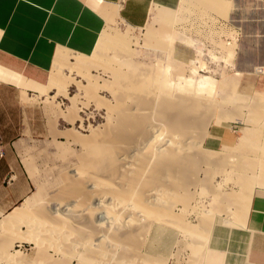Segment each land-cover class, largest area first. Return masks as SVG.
Instances as JSON below:
<instances>
[{
	"label": "bare ground",
	"instance_id": "1",
	"mask_svg": "<svg viewBox=\"0 0 264 264\" xmlns=\"http://www.w3.org/2000/svg\"><path fill=\"white\" fill-rule=\"evenodd\" d=\"M190 1L194 2L193 0H184L187 3ZM197 1L195 2L198 3ZM217 1L219 2L220 0ZM92 3L98 7L106 6V3L102 0H94ZM226 5H229V1ZM114 8L116 12L118 5H114ZM220 8L219 11L222 10L221 12H223L224 9ZM228 8H230V5ZM226 10H224V15L227 12ZM219 11L216 12L218 13ZM209 19L207 18V20ZM175 20L178 19L172 11L164 7L152 6L147 22L142 26L144 43L161 49L163 39L161 40L160 36L162 37L166 32L169 33V36H172L174 30H170L168 26L172 22L174 25ZM179 20L181 21V19ZM113 21L114 19L108 20L92 54L83 55L66 50L58 51L54 58L49 79L45 84L25 80L21 75L0 65V80L11 81L18 85L32 88V91L38 92L39 95L43 94V92L44 94L47 93V100L49 99L48 101L51 102L56 100L58 95L68 96L70 105L57 113H61L70 123L82 119L80 114H78L79 111H82L81 108L91 106L104 119L100 127H89L88 135H84L81 132L80 134L71 128H68L71 129L70 131L65 130L63 134L67 137L66 139L70 138L80 141L83 145V152L79 159L77 158L79 163L69 166L68 170L63 174L59 191L48 195L47 198L41 201L40 205H45L44 209L41 208L37 212H32L16 206L6 213L0 211V259L4 261L3 264H21V259H24H20L19 255H17L19 251L15 249L16 244L14 245V242L17 241L14 238H18V241L30 239L37 247L36 251L39 254L37 256L40 257L38 262L42 261V259H47L51 264H144V259H148L147 252L142 248V244L145 243L144 238H146L144 235L148 234L145 231H148V228L150 230V226L152 227L154 223L159 222L180 228L184 234H190L191 232L195 236L198 233L196 236L200 235V238L194 239H201L202 242H195L193 245L196 243L201 245L198 246L199 252L202 253L203 251L201 250L203 248L202 244L207 246V238L209 237L208 226L206 227V225L202 224L198 228L199 217L196 224L199 230L196 231L191 222L189 223L187 220L188 218L185 217L188 210L194 206L202 205L201 208L203 207L204 209L207 205L203 201H199L198 194L197 198L199 200L195 199L196 192L193 195V192L191 194V191L189 192V190H185L182 187L183 184H185L183 186H186L188 183H185L188 170L182 169V166L188 156L192 158L190 154L187 155V144L190 141L189 139H192L191 136L199 138L201 133L205 136L202 131L206 129L207 116H204L206 113L203 112V114L201 111L210 109L212 106L208 105L209 101L211 100V103L216 99L208 93L209 96L207 94L208 91H205L208 88L207 86L211 85L213 79L211 76L199 74V83L196 87L202 86L206 96L202 92L201 87L198 89L193 86L190 77L185 78L179 75L180 71L178 69L179 74L178 72L176 74L173 69L168 71L167 65L153 69V66L152 68L143 67V65L141 66V64L131 61L129 59L130 43L135 41L131 31L133 26L128 25L123 32L112 31L110 26ZM155 22H160L162 28L155 30L153 27ZM227 43L230 44L229 42ZM230 45L228 48L231 47L233 49L230 48L231 50H228L227 48L228 52L234 51L235 48V44ZM164 54H162L163 57ZM230 54L231 52L227 53V55ZM199 66L188 67L192 68L191 72H195ZM93 68L99 69L102 75L91 73ZM78 76L82 80L84 79L85 82L83 83L81 79H78ZM239 76L241 77V75ZM244 76L245 79L243 80L245 82L248 81V75ZM176 78L183 79L186 82L185 87L184 83H175ZM233 79L230 78L231 81ZM244 81L242 82L245 83ZM72 83L78 86L79 91L69 96L68 87ZM205 85H207L206 88ZM231 85L233 86V84ZM211 86L210 89L212 88ZM52 91L53 93L49 94ZM104 92L105 94H101ZM107 94L108 96H106ZM209 97H212V99ZM215 101L218 102L217 99ZM213 103L211 104L215 105V102ZM256 108L258 107L256 106ZM256 108L253 110L256 112L255 115L257 117L259 111ZM208 110L206 111L208 112ZM191 112H200L201 115L199 117L196 116V119H194L192 118L193 116H190ZM57 113L53 112V114ZM234 113L226 115L228 120L242 119V117L236 115L237 113ZM255 115L253 116L255 117ZM226 117L224 120L227 119ZM83 120L80 121L81 124H83ZM192 124L193 127H197V129L195 127L197 131L194 130L198 137L195 135L194 130L195 134L190 136L192 129H189ZM254 132L244 128L236 140V146L243 149L246 147L244 143L248 144V142H251L253 144H248V148L254 145L252 147L253 152H258L264 159V129L262 132H260V129L257 131L258 134L256 133V135L258 136ZM254 136L255 138L253 139ZM200 154H198L200 157L197 155L199 157H197V160L199 161L201 157V161L204 162L213 159L211 154ZM223 157L221 156L222 160L224 159ZM242 158L247 159L246 157ZM243 159L242 164L245 161ZM247 160L243 166L251 167L252 163ZM191 161H188L190 162L188 163L186 160L189 166L192 163ZM178 171L179 173L182 172L181 175L185 178L182 176V180H180L181 175L178 176ZM184 172L186 175H184ZM241 175L238 177L240 189L237 191L238 194L234 193L235 196L231 201H227L230 200L231 196L226 197V200H224L225 197L221 198V195H219L224 202L226 201L225 203L228 204V207L223 204V201L216 194L219 200L216 197L210 199L213 201L217 200L216 203L218 202V204L213 203V201L210 202H212V205L218 206L221 201V208L220 206L218 208L214 206L216 210L213 206L209 208L210 211L212 208L215 213L219 214L223 212V209L227 208L224 213L226 214L225 216H229V219L223 220L229 225L236 224L244 227L246 224H244V214L246 208H248L254 182L252 177ZM210 177L209 179L212 178ZM219 183L217 180L215 185L221 187ZM179 186L182 187V192H178ZM191 199L194 202L193 205H191ZM177 203H179L180 207L173 211V207ZM200 206H197V208ZM223 206L226 207L224 208ZM194 208L195 211L198 210L196 207ZM219 208L222 211L221 213L218 211L220 210ZM198 211L201 212L202 210ZM213 211L208 212L207 216L213 214ZM191 212L193 211L188 213L190 214ZM203 213L205 212L200 214ZM200 214L197 215V219L198 216H201ZM54 216H58L55 223L49 220V218ZM201 218H205V216ZM23 225L26 226V232L20 229V226ZM40 225L43 228L42 234L44 236L39 238L37 234ZM53 231H55V237L51 236ZM74 231H78V238L67 242V236ZM53 238L56 239V242H53ZM191 242L193 243V240ZM49 247H52V250L59 251L61 257L53 258L52 254L47 252ZM213 250L202 254L204 260L208 264H222L223 253L216 251L217 249ZM245 260L248 261L247 253L245 254ZM164 261L166 260L164 259Z\"/></svg>",
	"mask_w": 264,
	"mask_h": 264
},
{
	"label": "rangeland",
	"instance_id": "2",
	"mask_svg": "<svg viewBox=\"0 0 264 264\" xmlns=\"http://www.w3.org/2000/svg\"><path fill=\"white\" fill-rule=\"evenodd\" d=\"M170 11L175 13V15L177 16V19L178 20L181 19L183 23L180 20L179 22L178 20H175V23H174L175 26L173 25V22L168 26L169 29L172 31L174 30V32L172 33V36H169L168 32L164 33L165 35L163 34L162 37L160 36L161 40L163 39L162 41L163 43L161 42L162 43L161 49L154 48L152 45L144 43V39H143L144 30L142 26L131 28L132 35L135 37V41L130 43L131 50L129 54V59L133 62L139 63V65L141 64V66L143 65V67L148 66L152 68L153 66V69H156V68L158 69L161 66L167 65L168 71L170 70L172 71L173 69L174 73L176 74L177 72L179 74V71H180L179 75L185 78L190 77L192 80L191 83L193 84L194 87H196L199 83L198 82L199 74L211 76V78L213 79L212 80L213 82H211V85L216 86V87H213L211 85L209 86L205 85V88L206 86L208 87L205 89V91L206 92L208 91L207 94L209 93L211 96L215 97L218 102H216L215 101L216 99H215L213 100V102H215V105H213L214 104L213 102H211L213 103L211 104L210 99H212V97H209L210 99L209 98L208 99L210 101L208 105L212 107L209 106L210 109L209 108H208L209 110L206 109L208 110V112L206 110L201 111V113L203 112L206 113V114L203 113L204 116H207V118L205 117L207 120L206 129L204 128L205 130L202 131L203 133H205V135H207V129L210 126L215 125V124H221V125L232 127V130L234 131L235 136H237V138L244 128H248L253 132L255 131L254 132L255 135L256 133L258 134L257 131H259V129H260V132H262L264 129L263 127L264 126V96L253 95L248 86V81L245 82L242 76L240 77L238 75L239 76L238 77L235 73H233L234 66L232 65V63H233V59L236 54L235 53L236 49L234 48V51L233 50L230 51L231 54L227 55V53L228 54L230 53L228 52V50L231 48V47L228 48V46H231L230 44H236L234 41V36H235L234 32L225 31L226 28H224L223 23L220 22V20L216 18V16L214 15L211 16V14L206 9L202 8L201 6L195 7L192 4V2L187 3V2H184V0H182V3L180 4V6H178L175 9H170ZM207 18L209 20H207ZM127 27H128L127 22L124 21L122 18L115 19L111 23V26H110L112 31H117V32H123L125 31ZM153 27L155 30L157 29L159 30L162 28V24L160 22H155ZM227 42H229L230 44H228ZM156 47H159V46H156ZM66 51H71V50L66 49ZM72 52L75 53L74 51ZM108 54L110 53L108 52ZM162 54H164V57L162 56ZM198 65L200 66L196 68V71L191 72L192 68L190 67L198 66ZM49 73L50 71L47 73V76L49 75ZM91 73H94V74L99 73L98 75H102L100 74V70L97 68L91 69ZM225 78H227L228 80ZM230 78L232 79L235 78V79L231 81ZM78 79H81V77L78 76ZM238 79L239 81H237ZM181 80L183 79L176 78L175 83L176 82L181 83V84L184 83L183 85L185 87L186 82L184 80H183L184 82ZM81 81H83V83L85 82L84 79L83 80L81 79ZM242 81H244L245 83H243ZM45 82H46V79L43 81V84H45ZM231 84H233L235 88ZM175 85H179V84H175ZM76 86L77 85L75 83L70 84V86L68 87L69 96H72L79 91L78 86L77 87ZM210 86L212 87L211 89H210ZM199 87L202 88V86H198L196 88L200 89ZM53 91L49 92V94L53 93ZM202 92H204V88H202ZM34 93H35L34 95L35 105H41L44 111L43 123H36V131L39 132L40 134L35 137L34 148L32 151L31 150L29 151L28 160L26 161L28 175L33 181L34 187L28 193V195L23 200L18 202L14 207L19 206L21 208H25L27 211L29 210L32 212H37L38 209L45 208V205H40L42 200L47 198L48 195H51L59 191L61 187L63 174H65L69 166H72V165L74 166L75 163L76 165L79 163L78 162L79 156L83 152V145L81 144L80 141H77V139L76 140L70 139V138L66 139L67 137H65V135L63 134L65 133V130L67 129L70 131L71 129L72 130L74 129L79 133L81 132L84 135H88L89 134L88 129L95 128L97 126L100 127L103 124L104 119L102 118L100 113H97V110H94V107L91 106L87 108L85 107L81 108L82 111L78 112V114H80V116L82 117L81 120L85 119L82 121L83 124H81L80 122L81 120L79 121L75 120L74 122L70 123L69 120L66 119V117L62 116L61 113L60 114L57 113L58 111L61 112L63 109H66V107L70 105V99L68 98V96L58 95L56 97V100L51 102V101H48L49 99L47 100V93L44 94L43 92V94L41 95H39L38 92L37 93L34 92ZM101 94H105V92ZM228 95L229 97H227ZM106 96H108V94ZM256 106L258 108H256ZM254 108H256L259 111L257 117L255 115L256 112L253 110ZM52 111L57 114H53ZM194 113L193 112L190 113V116L191 117L193 116L192 118L194 119H196V116L199 117L201 115L200 112L195 113V114ZM232 113L234 114L237 113L236 115L238 117H242V119L228 120L226 115L227 114L229 115ZM223 114H225L224 116L227 118L226 120H224L225 117L223 116ZM36 115H38V113H36ZM55 115L56 116L58 115V116L53 117ZM253 115H255V117ZM261 126H262V131H261ZM195 127H193V124L190 127L189 130L192 129L191 132L193 133V134L191 133L190 136L196 133L197 127L196 129ZM68 128H71V129H68ZM60 130L62 131V133ZM193 130L195 131V133ZM195 135H197V133ZM191 137L192 139L190 138L189 139L190 141L187 144L188 145L187 155L190 154L192 158L188 156L186 160L187 162L192 160L191 161L192 163L189 166L188 163L190 162L187 163L186 160H184L185 164L186 163L187 164L186 165L183 164L182 169L188 170L186 173L187 175L184 172V175H186L187 178L181 175L182 172L179 173V171H178L179 173L178 176L181 175L179 178L180 180H182L181 179L182 176L185 179H187V181L185 180V183L187 182L188 183L186 184V186H183L185 185L183 184L182 187L185 190L186 189L189 190V192L191 191L190 192L191 194L193 192V195L195 194L194 192H196L195 194L196 197L194 196L195 199L199 195L200 200L198 198L197 200L203 201V203L207 205V207L203 205L205 206L204 209L203 207L201 208L202 205L201 206L197 205V206H200L198 208L197 206H194L198 210H202L201 212H205L203 214H200L201 212H199L198 210L195 211V208L193 207L194 210H192L193 208L188 210V212L189 211H193V212H191L190 214L187 212V214L185 215V217L188 218L187 220L189 221V223L191 222V224L193 225L196 231L199 230L198 228H200L201 227L200 225L202 224L206 225V227L208 226L207 227L209 231L208 238L206 234V238L208 239L206 243L207 246H204V244H202L203 248H201V250L203 251L201 253L198 251L199 250L198 246L200 244L198 245L196 243L195 245H193L195 242H198V243L202 242L201 239H200L201 241L195 240L197 237L200 238V235L196 236V234L198 233L195 232L196 233L195 236H193L194 234H192L191 232L190 234H187V233L184 234L182 233L180 228H176L168 224L164 225V223L162 224V222L154 223L152 227L150 226L151 228L150 230L148 228V231H145L148 234L144 233L145 234L144 236L147 239L144 238L145 243L142 244L143 246L142 248L144 249V251L147 252V255H148V259L146 258L147 256L145 257L146 259H144V264H159L160 262H161L160 264H163V263L164 264H208V262L204 260V257L202 254L203 253L205 254L206 252L211 251V250L214 251L213 249H217L216 251H221L223 253V255L220 254L222 255V258H223L222 264H251L248 262L249 260L248 261L245 260V253H246V247H247V242H248L247 231L245 230L244 227L240 225H236V224L229 225V223H226L225 220L229 219V216H225L226 214L224 212L227 209L225 207L228 204H226L225 203L226 201L224 202V200H226V197L231 196L230 200H227V201H231V199L235 196L234 193L238 194L237 191H239L240 189L238 177L241 174H243L244 176L248 175L252 177V179L255 180L257 175L260 174V171H262V165L264 163L263 156L256 151L253 152L252 147L254 145L248 148L251 142H248L249 145L247 143H244V146L246 147H244L243 149L239 148V146H236L237 145L236 143L235 145L221 146V148L219 149L211 150V149H208L203 143V140L205 137L204 134L202 135L201 133V135H199V138H196V136L194 137L191 136ZM254 138L255 136L253 137V139ZM247 149L252 150V151H249ZM201 152L202 153L204 152L203 154H206V153L211 154L213 156V159H211V161L208 160V162H204V161H201L202 159L201 157L200 161L197 160V157L199 156L198 154H200ZM202 153L200 155H203ZM256 153L258 156L256 155ZM221 156H224L223 160ZM242 157H246L248 160L243 159ZM241 158L245 160L243 161V164L246 162V160L248 162H251L252 163L251 167L243 166ZM188 159H191V160H188ZM209 176H211L212 178L210 177L211 179H209ZM217 180L218 182L221 183V184L219 183V186L221 187H217L215 185ZM179 187H178V190H179L178 192H182V189H181L182 187H180V189ZM218 193H221V194H218ZM216 194L218 196L221 195V198L225 197V199L222 200L219 196V198L223 201V204L226 205L225 207L223 206L225 209L222 208L223 209L222 210L223 212H222L220 209L222 204L220 205L221 201L219 202L218 206H220L219 208L220 210L218 211H220V213L222 212L221 214L215 213V211H213L214 209L216 210V208H218L217 205L215 206V204H218V202L216 203V201L219 200ZM214 197H216L217 199L216 201L211 200ZM210 201H213V203L215 204L212 205L211 204L212 202ZM193 204L194 202L192 200L191 205ZM208 204H210L211 206ZM212 206L213 207L215 206L216 208L214 207L213 210L211 208V211H210L209 207H212ZM179 207L180 205L179 203H177L176 206L174 205L173 211H175ZM208 210L210 212L213 211V214L207 216L209 212ZM2 213H6V212H2ZM196 213L201 215V216H198V219L196 218L198 215ZM60 214H63V213H60ZM229 215H231V213ZM203 216H205V218H201ZM199 217H200V221H198V224H197V220H199ZM208 217H211L212 219ZM56 219H58V216L49 218V220H51L53 223H55ZM20 229L26 232L25 225L20 226ZM42 231H43V228L40 225V227L38 228L37 237L40 238L44 236L42 234ZM77 232L78 231L71 232L70 235L67 236V242L74 240L75 238H78ZM192 232L194 233V231ZM51 236L55 237V231L52 232ZM14 240L17 241V242H14V245L16 244L15 249L19 251L18 252L19 254H17L19 255L18 257L20 259L24 258L23 259L24 261L21 259V264L22 263L23 264H51V262L47 259L46 260L42 259V261L38 262L40 257L37 256L39 255L38 252L36 251L37 247L34 243H32V241H30V239L28 240L22 239L18 241V238H14ZM52 240L53 242H56L55 238H53ZM192 240H193V243L191 242ZM47 252L52 254L53 258L61 257L60 252L55 251L54 249L52 250V247H49ZM35 257L36 259L34 260ZM164 259L166 261H164ZM1 260L2 259H0V264H3L4 261H1Z\"/></svg>",
	"mask_w": 264,
	"mask_h": 264
},
{
	"label": "crops",
	"instance_id": "3",
	"mask_svg": "<svg viewBox=\"0 0 264 264\" xmlns=\"http://www.w3.org/2000/svg\"><path fill=\"white\" fill-rule=\"evenodd\" d=\"M93 1L0 0V65L25 80L43 84L49 79L58 51L92 54L108 20L122 18L128 25L141 27L147 22L152 6L170 10L182 3V0H102L106 6L98 7ZM193 1L195 7L201 6L216 16L225 31L234 32L233 73L243 75V79L248 75L252 94L264 96V0H226L230 8L224 0H220L223 3ZM220 6L227 8L225 15L224 10L219 11ZM10 82L0 80L1 212L13 208L34 187L26 161L35 137L40 134L36 123L44 120L43 107L34 102L35 91ZM236 140L232 127L215 124L207 129L203 143L213 150L235 145ZM247 207L244 216L247 260L251 264H264V163Z\"/></svg>",
	"mask_w": 264,
	"mask_h": 264
}]
</instances>
